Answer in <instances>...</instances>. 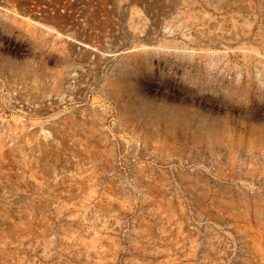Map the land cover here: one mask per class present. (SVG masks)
<instances>
[{
	"label": "rangeland",
	"instance_id": "1",
	"mask_svg": "<svg viewBox=\"0 0 264 264\" xmlns=\"http://www.w3.org/2000/svg\"><path fill=\"white\" fill-rule=\"evenodd\" d=\"M0 264H264V0H0Z\"/></svg>",
	"mask_w": 264,
	"mask_h": 264
}]
</instances>
